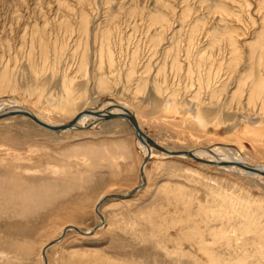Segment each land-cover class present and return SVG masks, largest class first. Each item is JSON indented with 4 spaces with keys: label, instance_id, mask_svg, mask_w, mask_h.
<instances>
[{
    "label": "rangeland",
    "instance_id": "obj_1",
    "mask_svg": "<svg viewBox=\"0 0 264 264\" xmlns=\"http://www.w3.org/2000/svg\"><path fill=\"white\" fill-rule=\"evenodd\" d=\"M111 101L165 147L263 168L264 0H0V109L64 124ZM101 120L0 119V264H264L263 177L153 149L146 185L105 199L142 186L147 155ZM69 225L100 227L44 257Z\"/></svg>",
    "mask_w": 264,
    "mask_h": 264
},
{
    "label": "bare ground",
    "instance_id": "obj_2",
    "mask_svg": "<svg viewBox=\"0 0 264 264\" xmlns=\"http://www.w3.org/2000/svg\"><path fill=\"white\" fill-rule=\"evenodd\" d=\"M258 80H257V83L259 84ZM261 85H263V83ZM71 107H72V105H71ZM13 109H15L16 111H24V112H28L30 114H33L35 117L39 118L41 121H43L44 123H46V124H48V125H50L52 127H54V126L55 127L56 126L57 127H62V126H65L68 123H71V122L73 123L68 128L60 129V130H56V131H65L66 129L68 130V129H72V128L74 129V128H81V127H89V126L91 127L94 121L101 120V119H106V120L124 119V120H126V122L128 123V125L135 131V135H136V137L138 139L139 145L146 151L147 157L144 160V162L142 163V168H141V174H142V178H143V183H142V186L141 187L136 188V189L132 190L130 193H128V194H132L129 197H126L128 194L127 195H120V194L111 195V196H108L106 198L104 196V197H102L100 199V202L103 201V200H105V199H107V198L108 199H128V198H131V197H133L135 195V193L140 188L144 187L146 185V183H147V178H146V176L144 174V168L146 166V163L149 161V158H151L150 156L153 153V149H156L157 151L162 152V154L164 156H173V157H180V158L192 157V158L199 159L200 161L210 162V163L215 164V165H218V166H225L226 165L228 167H236V168H239L241 170H244L245 172H251L253 174H257V175H259V176H261V177L264 178V167L262 168L260 166H256V165H253V164H250V163L246 162V160L244 159V157H242L239 154L240 151H237V150L236 151L234 150V152H233L234 155L233 156H230L228 154L229 151H227V152L224 151V153H222L217 148H198V149H195L193 152H191V151L189 152V151H183V150L180 151V150H176V149H171L169 147H165V146L161 145L156 140H154L140 126L139 121L137 120V118L135 117V115L132 113V111L130 110V108L127 107L125 104H123L120 101H117V102L111 101V103L109 105H106L103 108H98V107H87V108H84V109L80 110L79 112H77L74 115V117L69 122L64 123V124H56V122L54 123L53 121L46 120L45 118L43 119L41 116L37 115L32 110L27 109L25 107H21L19 105H16V103H14V102H13L12 105L8 104V105H5L2 109H0V115L1 114H5V113H9ZM65 109H68L69 110L70 109V106L67 104L66 107H65ZM19 115H24V116L28 117L25 114H19ZM114 115L115 116L120 115L121 117H111V116H114ZM28 118L31 119L30 117H28ZM135 123L138 124V127L140 129L139 132L136 130ZM37 125H39V124H37ZM258 125H260V124H258ZM40 127H43V126H40ZM43 128L48 129L50 131H55V130L49 128V127H43ZM147 137H149L151 140H153V142H155V144H158L159 146H161L165 150L159 149L154 144H151L147 140ZM205 157H208L210 159H206ZM19 198H21L20 195H19ZM26 199H28V197ZM28 201H29V199H28ZM28 201H27V203H28ZM104 222H105V220L103 219L102 220V223L100 225L102 226L104 224ZM99 227H96L91 232H85V231L80 230L78 227H76L74 225L67 226L64 229L63 234H62V236L60 238H58L57 240L53 241L52 243L48 244L45 247V249H44V257H45L47 248L50 247V246H52V245H54L55 243L59 242L63 238L64 234L66 233V231L68 229H74L75 231H77V232H79V233H81L83 235H91ZM211 258H210V264H216L217 262L214 261Z\"/></svg>",
    "mask_w": 264,
    "mask_h": 264
},
{
    "label": "water",
    "instance_id": "obj_3",
    "mask_svg": "<svg viewBox=\"0 0 264 264\" xmlns=\"http://www.w3.org/2000/svg\"><path fill=\"white\" fill-rule=\"evenodd\" d=\"M19 114H25L27 115L28 117H30L33 121H35L37 124H39L40 126H43V127H49L53 130H60V129H65V128H68L70 125H72L73 123H68L66 124L65 126H62V127H52L46 123H44L43 121H41L39 118L35 117L33 114H30L28 112H24V111H12V112H9V113H6L4 115H0V119L5 117V116H14V115H19ZM111 117H121L120 115H117V116H111ZM74 122V121H73ZM135 126H136V130L139 132L140 129L138 127V124L135 123ZM147 140L151 143V144H154L156 147H158L159 149H162V150H165L164 148H162L161 146H159L158 144H155V142H153V140H151L149 137H147ZM132 194H128L126 197H129L131 196Z\"/></svg>",
    "mask_w": 264,
    "mask_h": 264
}]
</instances>
